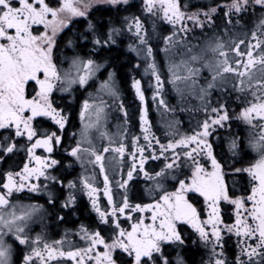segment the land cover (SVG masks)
<instances>
[{
    "label": "snow or ice",
    "instance_id": "1",
    "mask_svg": "<svg viewBox=\"0 0 264 264\" xmlns=\"http://www.w3.org/2000/svg\"><path fill=\"white\" fill-rule=\"evenodd\" d=\"M121 56L140 77L139 135ZM146 91L173 114L166 142ZM189 100L203 119L180 134ZM85 199L60 239L31 235ZM193 249L199 264H264V0H0V264H189Z\"/></svg>",
    "mask_w": 264,
    "mask_h": 264
},
{
    "label": "flooded vegetation",
    "instance_id": "2",
    "mask_svg": "<svg viewBox=\"0 0 264 264\" xmlns=\"http://www.w3.org/2000/svg\"><path fill=\"white\" fill-rule=\"evenodd\" d=\"M204 3H211L212 0H201ZM99 11H97V15H103L105 13L106 6L99 5ZM129 56L131 54H128ZM119 72L118 77L120 78V87H121V96L123 102L128 110L129 119H130V133L131 134H140V127H139V101L135 97L134 91L130 88V77L132 75H136V78H140L135 72L131 71V65L127 63V57L121 56L118 61ZM145 87H147V78H145ZM91 91V89L89 90ZM167 95L166 99L170 103V105H178L179 100L176 93L171 89L169 85L167 87ZM146 98L148 100L149 106V119L152 121V131L159 137H161L162 141L166 142V122L173 118L172 113H164L162 109H157V107L152 104L151 102V91H146ZM79 99H82L86 93L80 92L76 94ZM75 103V101H74ZM197 101L189 100L185 103L181 104L180 106L191 109L190 111L186 110L183 112L177 111L175 115V119L180 121L179 125L177 126V130L180 134H190L191 130L196 127L197 121L203 119V113L196 111ZM118 124H122V117L121 114L113 108L111 110V115L109 118V130L111 132L116 131V126ZM236 125H233L235 129ZM47 197L44 195H35V194H28L22 193L19 196V200L22 204H42L45 205V208L48 206L45 204ZM87 204L86 199L77 206V211L74 215L69 214L67 217L68 223L66 224H59L54 222V220L45 213L41 217H37L36 220L30 222L29 227L31 230V235L35 236L36 234L44 231L46 233V238L49 242L55 239H60L65 229H70L73 227L72 221L75 220L77 217L80 220H85L87 217V209L85 205ZM71 238V237H69ZM201 259V252L193 249L192 252L188 253V260L189 264H199Z\"/></svg>",
    "mask_w": 264,
    "mask_h": 264
}]
</instances>
